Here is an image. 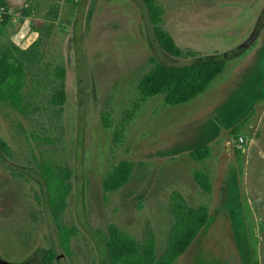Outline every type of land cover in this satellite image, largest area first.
Returning a JSON list of instances; mask_svg holds the SVG:
<instances>
[{
	"label": "rangeland",
	"instance_id": "374dc122",
	"mask_svg": "<svg viewBox=\"0 0 264 264\" xmlns=\"http://www.w3.org/2000/svg\"><path fill=\"white\" fill-rule=\"evenodd\" d=\"M6 1L0 47L24 60L26 78L22 112L0 101V259L41 264L53 249L54 264H108L114 227L141 247L155 239L161 257L175 222L206 208L207 225L175 264H264V0H157L178 59L159 47L141 0ZM211 57L228 63L201 96L142 102L152 59L179 67ZM122 162L133 164L129 183L105 192ZM44 165L72 172L58 222ZM60 225L75 231L66 249Z\"/></svg>",
	"mask_w": 264,
	"mask_h": 264
},
{
	"label": "trees",
	"instance_id": "16d2710c",
	"mask_svg": "<svg viewBox=\"0 0 264 264\" xmlns=\"http://www.w3.org/2000/svg\"><path fill=\"white\" fill-rule=\"evenodd\" d=\"M146 8L149 23L153 29L155 39L161 50L171 58H181L183 52L178 48L174 39L162 27L165 10L157 0H141ZM264 14V11H263ZM0 31L12 20L6 0H0ZM228 60L226 58L211 57L199 60L185 66H167L152 59V69L138 83V92L142 102L150 98L162 96L164 104L170 107L185 105L204 94L208 88L224 73ZM64 68H57V78L66 79ZM26 65L24 60L8 49L0 47V101L22 112L24 105V87ZM65 86L62 82L51 100L54 106L60 107L66 103ZM260 103L264 104V86L259 94ZM139 108V105H136ZM254 111L243 122L244 126L251 123ZM133 113L128 114L125 122L133 120ZM250 119V120H249ZM249 120V121H248ZM254 125V124H253ZM252 125V126H253ZM106 126L110 123L106 119ZM235 139L239 135L237 128L233 131ZM121 135H117L120 141ZM0 152L7 154V144L0 138ZM133 164L120 163L103 182L105 192H116L125 187L131 178ZM42 178L50 193L49 205L55 221H60L66 209L67 198L72 189L69 180L72 172L61 169L57 172L49 165L43 166ZM209 221V211L201 209L200 217L193 214V218L182 217L175 222L168 237L167 248L161 257L157 256V243L151 239L141 247L131 236L124 234L118 228H111L105 240L108 264H175L192 246ZM59 234L64 248L70 245V239L75 235L74 230L59 226ZM56 254L48 249L42 257L41 264H54ZM255 264H257L255 262Z\"/></svg>",
	"mask_w": 264,
	"mask_h": 264
},
{
	"label": "water",
	"instance_id": "95a60500",
	"mask_svg": "<svg viewBox=\"0 0 264 264\" xmlns=\"http://www.w3.org/2000/svg\"><path fill=\"white\" fill-rule=\"evenodd\" d=\"M0 264H10V263H8V262L3 261V260L0 259Z\"/></svg>",
	"mask_w": 264,
	"mask_h": 264
}]
</instances>
